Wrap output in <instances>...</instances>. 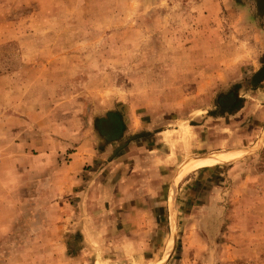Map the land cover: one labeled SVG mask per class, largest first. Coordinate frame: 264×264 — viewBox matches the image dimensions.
<instances>
[{
    "label": "rangeland",
    "instance_id": "374dc122",
    "mask_svg": "<svg viewBox=\"0 0 264 264\" xmlns=\"http://www.w3.org/2000/svg\"><path fill=\"white\" fill-rule=\"evenodd\" d=\"M263 65L257 0H0V162L18 108L78 131L100 155L83 172H102L63 213L20 199L66 245L0 230V264H264Z\"/></svg>",
    "mask_w": 264,
    "mask_h": 264
},
{
    "label": "crops",
    "instance_id": "0c3cea01",
    "mask_svg": "<svg viewBox=\"0 0 264 264\" xmlns=\"http://www.w3.org/2000/svg\"><path fill=\"white\" fill-rule=\"evenodd\" d=\"M27 111L13 109V136L12 134L9 136L3 147L0 162V230H13V233L23 230L26 233L25 244L28 246H65L66 242H60L57 240L58 236L51 233L60 230L61 224L59 221L52 223L49 216L45 217L51 212L47 207L31 208V214L40 216L35 222L20 220L23 215L19 206L20 199L55 198L58 200V205L55 206L58 213L64 212L60 203L69 196H79L83 199L90 195L91 199L95 193L92 187L97 179H101L102 172L99 170L98 174L94 172L96 175L89 173L87 176L83 171L87 162H93L94 158L100 155L92 151L90 141L87 138L82 140L78 131L73 130L68 135H63V129L61 132L58 128L50 130L46 118L35 120ZM119 118L121 119L120 115ZM110 126L107 124V127L97 128L96 131L107 146L122 141L127 134L126 129L123 130L121 138L114 141L115 135ZM108 152L107 148L102 155L105 156ZM66 154L71 158L69 161L64 160ZM5 161H9V167H6ZM69 181L76 186L74 189L65 188L66 182ZM86 184L90 185V188ZM108 186L111 187L110 184ZM103 188L104 185L101 183L100 190ZM130 191L128 196L135 201L136 194L140 196L138 194L140 191L137 193ZM90 208V205H80L77 210L84 214L89 213ZM133 209L143 212L140 206ZM13 239H16V236H13ZM13 243L16 244L17 241Z\"/></svg>",
    "mask_w": 264,
    "mask_h": 264
},
{
    "label": "water",
    "instance_id": "95a60500",
    "mask_svg": "<svg viewBox=\"0 0 264 264\" xmlns=\"http://www.w3.org/2000/svg\"><path fill=\"white\" fill-rule=\"evenodd\" d=\"M257 6L261 13L264 16V0H257ZM264 80V65L260 67L252 77L253 86H258L261 81ZM147 133H143L142 135H146ZM204 157V156H203Z\"/></svg>",
    "mask_w": 264,
    "mask_h": 264
},
{
    "label": "bare ground",
    "instance_id": "6f19581e",
    "mask_svg": "<svg viewBox=\"0 0 264 264\" xmlns=\"http://www.w3.org/2000/svg\"><path fill=\"white\" fill-rule=\"evenodd\" d=\"M204 157H205V158L207 157V160H208V161H214V160H216V159L219 157V155H217V154H215L214 156H213V155H212V156L207 155V156H204ZM221 160H226V159H221ZM221 160L216 161V162H220ZM189 161H191V160H189ZM196 167H199V166H197V165L188 166L187 168H185V169L182 171L181 174H183L184 172H186V171H188V170H190V169H192V168H196ZM184 175H185V174H184Z\"/></svg>",
    "mask_w": 264,
    "mask_h": 264
}]
</instances>
